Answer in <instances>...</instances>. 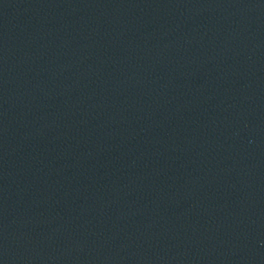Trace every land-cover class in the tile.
Returning <instances> with one entry per match:
<instances>
[{
  "label": "water",
  "instance_id": "obj_1",
  "mask_svg": "<svg viewBox=\"0 0 264 264\" xmlns=\"http://www.w3.org/2000/svg\"><path fill=\"white\" fill-rule=\"evenodd\" d=\"M0 264H264V0H0Z\"/></svg>",
  "mask_w": 264,
  "mask_h": 264
}]
</instances>
